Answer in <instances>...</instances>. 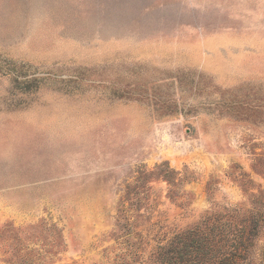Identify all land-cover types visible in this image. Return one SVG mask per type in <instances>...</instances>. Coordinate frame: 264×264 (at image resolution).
<instances>
[{"label": "rangeland", "instance_id": "rangeland-1", "mask_svg": "<svg viewBox=\"0 0 264 264\" xmlns=\"http://www.w3.org/2000/svg\"><path fill=\"white\" fill-rule=\"evenodd\" d=\"M241 205L264 0H0V264H155Z\"/></svg>", "mask_w": 264, "mask_h": 264}, {"label": "trees", "instance_id": "trees-1", "mask_svg": "<svg viewBox=\"0 0 264 264\" xmlns=\"http://www.w3.org/2000/svg\"><path fill=\"white\" fill-rule=\"evenodd\" d=\"M226 213L176 235L155 264H264V211L241 205Z\"/></svg>", "mask_w": 264, "mask_h": 264}]
</instances>
